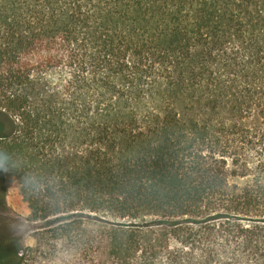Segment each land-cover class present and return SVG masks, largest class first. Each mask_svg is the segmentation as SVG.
Segmentation results:
<instances>
[{
	"label": "trees",
	"instance_id": "16d2710c",
	"mask_svg": "<svg viewBox=\"0 0 264 264\" xmlns=\"http://www.w3.org/2000/svg\"><path fill=\"white\" fill-rule=\"evenodd\" d=\"M0 264H264V0H0Z\"/></svg>",
	"mask_w": 264,
	"mask_h": 264
},
{
	"label": "rangeland",
	"instance_id": "374dc122",
	"mask_svg": "<svg viewBox=\"0 0 264 264\" xmlns=\"http://www.w3.org/2000/svg\"><path fill=\"white\" fill-rule=\"evenodd\" d=\"M26 217V207L13 182L5 195V208L0 207V234L19 237L23 245L32 246V233L41 223H30Z\"/></svg>",
	"mask_w": 264,
	"mask_h": 264
},
{
	"label": "clouds",
	"instance_id": "9594fccd",
	"mask_svg": "<svg viewBox=\"0 0 264 264\" xmlns=\"http://www.w3.org/2000/svg\"><path fill=\"white\" fill-rule=\"evenodd\" d=\"M8 162V153L0 152V169H4Z\"/></svg>",
	"mask_w": 264,
	"mask_h": 264
}]
</instances>
